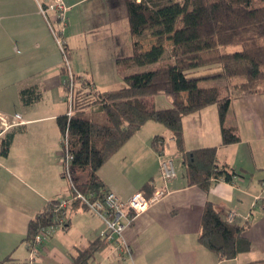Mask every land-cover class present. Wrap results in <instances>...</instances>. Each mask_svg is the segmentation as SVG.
Returning a JSON list of instances; mask_svg holds the SVG:
<instances>
[{
	"label": "crops",
	"instance_id": "0c3cea01",
	"mask_svg": "<svg viewBox=\"0 0 264 264\" xmlns=\"http://www.w3.org/2000/svg\"><path fill=\"white\" fill-rule=\"evenodd\" d=\"M69 23L65 40L74 73L94 87L93 94L118 91L130 74L160 63L136 66L117 59L133 55L124 0H67ZM62 55L39 12L36 0H0V112L20 114L25 122L13 134L8 156L0 154V262L8 256L26 264H72L76 250L100 238L103 221L85 208L69 214L68 227L41 246L31 260L28 226L49 203L67 198L71 188L62 175V130L58 118L67 112ZM222 68L195 78H218ZM207 81V80H206ZM201 84V83H200ZM35 89L39 100L26 105L21 93ZM164 109L173 99L158 95ZM101 110V106H88ZM104 118V117H103ZM225 126L239 138L223 143L217 105L183 119V151L171 130L147 122L98 171L105 189L127 201L135 192L148 198L164 195L125 228V247L104 241L91 264H264V93L232 94ZM166 140L165 153L175 160L177 177L165 182L154 139ZM216 147L217 163L236 171L233 183L213 182L205 191L187 180L186 158L200 148ZM244 228L252 248L222 260L199 243L207 203ZM227 220V219H226ZM129 249L130 255L125 251Z\"/></svg>",
	"mask_w": 264,
	"mask_h": 264
},
{
	"label": "trees",
	"instance_id": "16d2710c",
	"mask_svg": "<svg viewBox=\"0 0 264 264\" xmlns=\"http://www.w3.org/2000/svg\"><path fill=\"white\" fill-rule=\"evenodd\" d=\"M127 7L134 53L117 63L132 62L136 66H150L162 62L166 52L164 40L171 43L173 61L162 63L149 71L130 74L124 78L126 86L118 91L90 94L78 92L75 113L58 118L62 132L70 131V152L73 186L85 195L100 197L106 186L98 176L100 168L131 140L147 122H157L171 130L176 144L183 151V119L198 110L217 105L222 125L223 143L239 140L233 130L225 126L232 94H222L218 87L202 86L206 78H195L189 73L196 69L220 66L218 78L240 79L233 84L237 95L264 93V0H124ZM152 32L159 43L144 48L140 38ZM229 48L236 50L229 51ZM88 83V82H87ZM230 91V90H229ZM229 93V92H228ZM170 96L172 106L158 109L147 104V99L158 95ZM21 98L26 105L39 100L35 89H25ZM101 106L103 121L82 117L81 111L90 105ZM13 134L2 142V156H8ZM154 139V147L157 140ZM217 148H200L189 153L186 160L187 180L207 191L213 182L233 183L237 175L227 165L220 166ZM57 200L46 206L28 226L26 242L35 240L39 231L56 222ZM84 208L80 202L72 204V211ZM201 222L199 243L220 259H234L252 248L243 237L244 228L230 224L224 213L207 203ZM68 227V225H67ZM104 241L98 238L88 246L76 250L72 264H91ZM0 264H23L11 256ZM26 264V263H24Z\"/></svg>",
	"mask_w": 264,
	"mask_h": 264
},
{
	"label": "built area",
	"instance_id": "2783aa9c",
	"mask_svg": "<svg viewBox=\"0 0 264 264\" xmlns=\"http://www.w3.org/2000/svg\"><path fill=\"white\" fill-rule=\"evenodd\" d=\"M39 12L46 21L48 30L53 36L59 52L62 55L63 63V85L65 88L64 101L66 103L67 112L66 117L70 120L75 113V100L78 92H88L93 94L94 87L81 80L73 71L70 63V52H68L67 40H65L67 27L69 23L67 0H36ZM25 122L20 114H3L0 112V139L7 134L8 130ZM70 131L65 128L60 138L61 145V164L62 175L67 178L71 188V195L67 198L57 200L54 209L58 211L56 222L47 225L39 231L35 236V240L27 242L31 260L35 259L41 246L57 234L59 231H64L68 225V217L72 211V204L80 202V204L89 212L96 215L104 223V230L100 234L102 241L115 244L116 246L125 247V240L123 239L125 228L131 224L135 216L144 212L148 207L157 202L164 192H157L152 198H148L141 192H135L127 201L122 200L114 191L107 189L102 190L100 197L91 193L85 195L73 186L71 175L72 161L74 156L70 152ZM157 147L161 148L158 151L160 160V169L163 172V179L165 182L175 179L178 175L175 165V160L165 153L166 140L159 139L156 142ZM237 215V212H230L227 216V221L231 222ZM125 251L130 255L129 249Z\"/></svg>",
	"mask_w": 264,
	"mask_h": 264
},
{
	"label": "rangeland",
	"instance_id": "374dc122",
	"mask_svg": "<svg viewBox=\"0 0 264 264\" xmlns=\"http://www.w3.org/2000/svg\"><path fill=\"white\" fill-rule=\"evenodd\" d=\"M140 41H141V44H143V47L144 48H149L151 44H158L159 41L157 39V37H154L152 35V32H147V33H144L141 38H140ZM163 42V45L164 47H166V52L163 56V60L161 62L162 63H167V62H170V61H173L172 58L170 57V53H171V43L170 41L168 40H164V41H161ZM233 50H236L234 48H229L227 50V52L229 51H233ZM158 67V66H157ZM221 68L220 66H211V67H207L205 69H196V71H192L189 73V76H193V77H196L195 74L196 72L198 73H202V72H208V71H214L216 69H219ZM241 80L240 79H233V80H230V82L228 83L226 81V79L224 78H212V79H208L207 81H201V85L202 86H205V87H208V86H214V87H218L222 94H237V90L235 91V89H233V84L235 83H239ZM230 90V91H229ZM260 91H264V88L260 89ZM229 92V93H228ZM158 97H153V98H148L147 99V104H149L150 106H157V107H164V106H167V105H164V106H161V104H159V101L157 99ZM90 106H93V105H90ZM82 117L84 118H89L90 120H95V121H103L104 120V114L103 112L100 110V111H97L95 109H89L86 114H82ZM104 117V118H103Z\"/></svg>",
	"mask_w": 264,
	"mask_h": 264
}]
</instances>
